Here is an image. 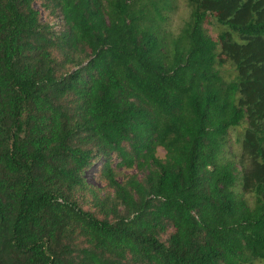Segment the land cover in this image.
I'll return each instance as SVG.
<instances>
[{"label": "trees", "instance_id": "16d2710c", "mask_svg": "<svg viewBox=\"0 0 264 264\" xmlns=\"http://www.w3.org/2000/svg\"><path fill=\"white\" fill-rule=\"evenodd\" d=\"M37 1L0 0V264H264V0Z\"/></svg>", "mask_w": 264, "mask_h": 264}, {"label": "rangeland", "instance_id": "374dc122", "mask_svg": "<svg viewBox=\"0 0 264 264\" xmlns=\"http://www.w3.org/2000/svg\"><path fill=\"white\" fill-rule=\"evenodd\" d=\"M175 1H176V4H178L177 5L178 10H177L176 14H174L171 17L168 28L170 31H173L176 33L182 28V26L185 24V22L189 19L190 8L188 7L185 0H175ZM35 7L41 12L43 21L49 22L50 24H52L56 30L59 29L60 25L62 24L61 16L60 17L59 16H56V17L52 16L51 13L42 6V2L39 0L35 3ZM209 31H210V34L213 36V38H216V36L219 32L218 26L215 24L213 26H210ZM222 72H223V76L226 80H233L236 76V74L233 71L230 64L225 66L223 68ZM243 132H244V130L242 127V128L235 130L234 132L231 133L229 146H230V151L233 155H238L239 152L241 151V149L238 145V142L241 139ZM157 156L161 159H164L166 156V153L163 149H159L157 152ZM118 162H119V160L115 159L114 165H116ZM102 164H103V161H100L99 163L93 165L86 172L87 182L92 187H94L96 189H101L104 187V185L101 184L97 180V173H98V170L100 169ZM117 172L119 174V180L120 181H122V179H124L125 177L134 176L137 174L139 175V173H140L136 168L131 169V170L122 169V170H118Z\"/></svg>", "mask_w": 264, "mask_h": 264}]
</instances>
